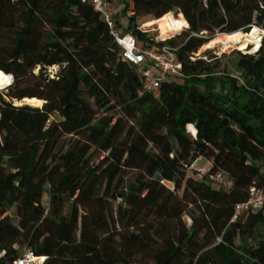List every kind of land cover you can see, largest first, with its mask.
Listing matches in <instances>:
<instances>
[{"label":"trees","instance_id":"1","mask_svg":"<svg viewBox=\"0 0 264 264\" xmlns=\"http://www.w3.org/2000/svg\"><path fill=\"white\" fill-rule=\"evenodd\" d=\"M119 1L140 47L154 42L139 17L181 31L164 42L180 47V76L158 98L141 94L89 4L0 0V71L12 77L0 89V264L22 249L44 264H264V210L233 220L249 188L264 189V40L238 54L239 77L190 59L264 29V0ZM200 158L207 171L189 173ZM216 172L229 190L209 181Z\"/></svg>","mask_w":264,"mask_h":264},{"label":"built area","instance_id":"2","mask_svg":"<svg viewBox=\"0 0 264 264\" xmlns=\"http://www.w3.org/2000/svg\"><path fill=\"white\" fill-rule=\"evenodd\" d=\"M16 1V0H14ZM89 4L92 9L97 12L105 25L107 26L110 37L120 49L122 58L135 67L140 75L142 85L141 94L149 95L158 98L159 90L163 83L171 78L180 76L182 65L178 59V48L165 44V40L169 39H152L154 44L150 48L140 47L134 36L127 32V29L122 31L118 18V9L111 7L107 0H78ZM208 0H203L206 5ZM132 4V3H129ZM132 14V7L128 9V16ZM145 27L139 28L142 33L148 35ZM257 32L256 39L259 40L258 51L262 40H264V29L252 27L250 32ZM148 37H150L148 35ZM151 38V37H150ZM191 60L199 59L196 54L190 57ZM209 181L215 183L225 190L232 187V183L226 178L222 172H216L208 177ZM264 210V189L256 186H251L248 191L247 199L238 203L234 207L233 220L241 215L255 214ZM4 252H0V262L3 259ZM46 257L38 256L33 252L22 249L18 256L8 264H44Z\"/></svg>","mask_w":264,"mask_h":264},{"label":"rangeland","instance_id":"3","mask_svg":"<svg viewBox=\"0 0 264 264\" xmlns=\"http://www.w3.org/2000/svg\"><path fill=\"white\" fill-rule=\"evenodd\" d=\"M107 2L111 7H114V8L117 7L115 9H118V10L119 9L123 10L124 6H125L124 3L120 2L119 0H107ZM129 7H133L132 4H129ZM120 10H119V12H120ZM170 13L173 16H176L174 11H172ZM118 17L119 18L121 17L120 27L125 28L127 26L126 17H123L121 15V13L118 14ZM148 18H151V17H148ZM148 18L139 17L137 19V25L139 26V28H142L144 21ZM144 29L147 31L148 35L151 38L160 40V34H159V31H157L156 26H151V27L144 28ZM179 33H181V31L174 34V35H177ZM173 36H170L168 38H172ZM206 36L207 35L204 33L203 37H206ZM243 37L245 38V40L241 45H231V46L222 47V48L216 47L213 49H205L204 46L207 43H209V41H210L209 40L207 43H205L203 46H201V48H199V50L195 54H196L197 58L206 60L207 62L212 61V60L217 61L218 64L220 65L221 71L224 70L227 74H230V76H232V77H239L240 74L236 70V67H235V62L238 59V54L254 55L256 53V52L253 53V49H252L254 47V42L246 39L244 34H243ZM162 39H166V38H162ZM218 39H220V38H216L215 40H218ZM215 40H213V41H215ZM250 49H252V51H248ZM239 50H242V51H239ZM251 53H253V54H251ZM56 71H57V68H50L49 69V72H51L52 75ZM37 103L40 104L39 102H37ZM41 105H42V102L37 107H40ZM208 167H209V162L205 158H200L196 161V163L193 165V167L188 170V172L193 173L194 175L200 176V175L204 174V172L207 171ZM197 172H199V174ZM167 186L170 187V185H168V184H167ZM47 202H48V198L46 196H44L43 203L45 205H47ZM183 221L186 223L187 226H189L190 219L188 218V216H184ZM260 234H264V232L258 231L256 236H258Z\"/></svg>","mask_w":264,"mask_h":264},{"label":"bare ground","instance_id":"4","mask_svg":"<svg viewBox=\"0 0 264 264\" xmlns=\"http://www.w3.org/2000/svg\"><path fill=\"white\" fill-rule=\"evenodd\" d=\"M151 26H156L157 31H159L160 34V38H168L170 36H173L174 34L179 32V28L172 26L169 21L165 18L162 17L159 20L153 22L150 25L144 26L145 28L151 27ZM246 39H248L249 41L254 42V47L253 49V53H255V51L258 48V42L259 40L256 39L257 37V32L253 31L251 34L249 35H245ZM245 38L243 37V34L241 32H237L235 34L232 35H228V36H222V38L215 40V41H211L209 43H207L204 48L205 49H213L216 47H227V46H231V45H241L244 42ZM252 49L248 50V51H252ZM242 51V50H239ZM251 53V54H253ZM12 82V77L10 75H5L3 72L0 71V89H3L6 86H9ZM38 101L36 100H32V103H37Z\"/></svg>","mask_w":264,"mask_h":264},{"label":"water","instance_id":"5","mask_svg":"<svg viewBox=\"0 0 264 264\" xmlns=\"http://www.w3.org/2000/svg\"><path fill=\"white\" fill-rule=\"evenodd\" d=\"M245 35H247V34H245ZM7 87V86H6ZM5 88V87H4ZM29 100H31V99H29ZM23 105H31L29 102H28V100H26V101H22L21 102Z\"/></svg>","mask_w":264,"mask_h":264},{"label":"crops","instance_id":"6","mask_svg":"<svg viewBox=\"0 0 264 264\" xmlns=\"http://www.w3.org/2000/svg\"><path fill=\"white\" fill-rule=\"evenodd\" d=\"M119 10H120V9H119ZM118 12H119V11H118ZM120 19H121V17H120V18H119V17L117 18V21H118V23H119V26H120ZM126 27H127V26H126ZM126 27H125V28H121V30H122V31L126 30Z\"/></svg>","mask_w":264,"mask_h":264}]
</instances>
